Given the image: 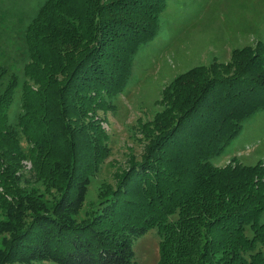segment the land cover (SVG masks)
I'll use <instances>...</instances> for the list:
<instances>
[{"label": "trees", "instance_id": "16d2710c", "mask_svg": "<svg viewBox=\"0 0 264 264\" xmlns=\"http://www.w3.org/2000/svg\"><path fill=\"white\" fill-rule=\"evenodd\" d=\"M165 7L166 0H0V23L18 19L22 34L15 56L0 27V197H11L0 224L15 232L0 264L23 256L136 264L132 241L151 227L160 235L155 264H264V161L222 155L264 110L259 43L173 76L162 108L139 125L144 152L114 189L83 219L57 211L83 204L109 152L105 111ZM23 159L60 189L55 211L32 212L27 223L32 206L14 183Z\"/></svg>", "mask_w": 264, "mask_h": 264}, {"label": "rangeland", "instance_id": "374dc122", "mask_svg": "<svg viewBox=\"0 0 264 264\" xmlns=\"http://www.w3.org/2000/svg\"><path fill=\"white\" fill-rule=\"evenodd\" d=\"M161 16L156 35L138 48L124 89L114 97V108L105 111L102 124L108 132L109 152L91 177L83 204L77 212H68L66 205L59 206V214L78 220L88 216L101 193H110L130 161L139 159L146 142L139 125L162 108V89L173 76L197 64L227 61L234 48L259 43L264 49V0H166ZM3 26L5 38H9L6 46L14 45L15 56H20L22 34L18 19ZM21 144L26 147L25 141ZM227 153L246 164L264 161V110L254 112L245 121L222 151V155ZM35 169L32 161L23 159L15 172L18 177L14 183L26 197V206H32L26 210L25 223L32 212H54L60 195V189L43 182ZM4 195L6 198L0 197V220L6 217L1 203L6 206L11 199ZM14 235L9 225L0 224V250H6ZM159 239L156 227H151L132 241L136 264L157 262ZM20 254L27 255L29 250H21ZM5 264L58 263L44 256H23Z\"/></svg>", "mask_w": 264, "mask_h": 264}, {"label": "crops", "instance_id": "0c3cea01", "mask_svg": "<svg viewBox=\"0 0 264 264\" xmlns=\"http://www.w3.org/2000/svg\"><path fill=\"white\" fill-rule=\"evenodd\" d=\"M162 18H163V17L161 16V20H162ZM160 23H161V21H160Z\"/></svg>", "mask_w": 264, "mask_h": 264}]
</instances>
